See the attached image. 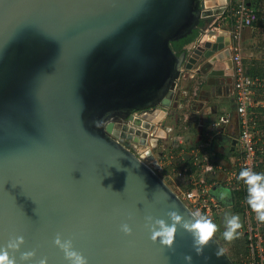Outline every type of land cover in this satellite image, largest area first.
<instances>
[{
  "label": "water",
  "instance_id": "water-1",
  "mask_svg": "<svg viewBox=\"0 0 264 264\" xmlns=\"http://www.w3.org/2000/svg\"><path fill=\"white\" fill-rule=\"evenodd\" d=\"M229 3L0 0V247L23 235L18 261L36 256L20 264H68L59 233L89 264H235L216 237L202 255L183 228L173 249L151 240L147 216L193 210L119 139L135 110L134 131L161 138L183 71L233 74L231 38L215 25ZM194 30L177 53L171 42Z\"/></svg>",
  "mask_w": 264,
  "mask_h": 264
},
{
  "label": "built area",
  "instance_id": "built-area-1",
  "mask_svg": "<svg viewBox=\"0 0 264 264\" xmlns=\"http://www.w3.org/2000/svg\"><path fill=\"white\" fill-rule=\"evenodd\" d=\"M228 6L226 11H231L233 17L232 29L229 33L232 37L230 49L234 70L236 112L240 120L238 140L241 147L236 158V165L232 166L227 178L228 181L233 183V181L238 180V174L243 168L256 169L259 162V152L264 151V137L259 122L260 113L264 112V110H259L261 107L264 108V75H252L246 71L241 46L242 29L250 26L257 19V11L251 7L247 0H236L231 5L229 3ZM255 93L259 95L258 98L255 97ZM227 118L226 116L220 117V120L213 122V125L216 127L221 123V120L227 121ZM151 135H153L152 140L156 139L154 132H151ZM152 144L155 145V143ZM187 170L188 167L183 166L182 169L177 171V174L184 177ZM188 182L190 184L189 188L180 192L174 190L193 211L200 209L208 216L220 213L222 206L211 193L209 183L205 178H190ZM236 183L234 188L244 194L241 199V215L243 216L241 231L247 236L248 264H264V223L257 221L256 214L247 204V191L243 181L238 180Z\"/></svg>",
  "mask_w": 264,
  "mask_h": 264
},
{
  "label": "rangeland",
  "instance_id": "rangeland-1",
  "mask_svg": "<svg viewBox=\"0 0 264 264\" xmlns=\"http://www.w3.org/2000/svg\"><path fill=\"white\" fill-rule=\"evenodd\" d=\"M250 41H244L242 39L241 46L242 52L244 56V60L250 59L251 56H255L256 58L260 59L263 57V42H264V33H258L255 31V34L249 33ZM246 62V61H245ZM185 71L182 72L180 76V80L177 84V88L175 91V95L173 98V105L169 108V113L167 115L166 121L167 126L169 129H166V133L161 134L160 137L156 139V146L153 144L151 147V156L148 159V162L155 170L160 174L162 178L165 179L168 184L175 189L177 192L181 190H185L190 187L187 177H182L181 175L177 174L179 169L183 168V163L186 164L190 160H200L201 156H197L193 149L197 148L198 142L201 140L202 137L205 135H212L214 134L213 131H216L217 128L213 125V122H218L220 120V114L222 112L219 111L217 114L212 116L213 121H207V110L209 106L205 102V94L203 95V89L199 87V84L196 82L191 81L185 75ZM208 97V96H207ZM220 101H223L222 98ZM222 104V103H220ZM236 123V118L227 123L231 127H233ZM171 127V128H170ZM213 129V130H211ZM240 131V129L238 130ZM151 132H156V129H153ZM238 135V133H237ZM149 137H153V135H149ZM181 140V141H180ZM180 144L184 145V158L177 159L176 163L173 164V168L171 170V174L169 178L164 176V173L160 170L159 167L154 165L152 162V158L154 155L159 159L174 150H182L179 146ZM179 148V149H178ZM240 145L237 147L234 154V161L229 166L236 165V158L238 156ZM157 167V168H156ZM202 168L200 169V173H196L194 171V175L199 178L201 175ZM208 177V175H206ZM206 176H204L206 178ZM231 212L228 209L222 207L220 213L211 215L209 217L213 218L215 222L219 225V230L216 233L217 240L221 243L223 248L229 253L232 260H236L240 262V264H248V252H246L244 248V243L241 240L243 232L241 231V235L232 242H227L222 237V232L224 231V216L226 213ZM220 215L219 217H217ZM240 260V261H239Z\"/></svg>",
  "mask_w": 264,
  "mask_h": 264
},
{
  "label": "clouds",
  "instance_id": "clouds-1",
  "mask_svg": "<svg viewBox=\"0 0 264 264\" xmlns=\"http://www.w3.org/2000/svg\"><path fill=\"white\" fill-rule=\"evenodd\" d=\"M243 181L246 186V202L250 209L256 214V219L260 223H264V172H257L251 167L243 168L237 177ZM221 200L231 195V190L222 187L217 190ZM147 227L151 232V240L159 241L160 245L168 249H173L177 234L180 228H183L191 234L193 238V247L198 255H202L205 247L213 241L219 230V225L215 220L209 217L204 211L196 209L191 211L188 218L175 207L167 212V219L154 218L149 215L146 217ZM243 228V221L238 213L228 212L224 216V231L222 237L227 242L237 239ZM121 230L126 234L132 233V227L124 223ZM25 243L23 235L16 236L8 241L6 245L0 247V264H20V262L30 261L36 256V252L25 251L20 254L19 261L15 255L19 252L21 246ZM64 253V258L68 264H89L88 257L74 246L72 239H64L61 234H57L55 241ZM222 254V249H217L216 255ZM184 259L191 264L192 256L186 255ZM38 264H49L48 258L39 259Z\"/></svg>",
  "mask_w": 264,
  "mask_h": 264
},
{
  "label": "crops",
  "instance_id": "crops-1",
  "mask_svg": "<svg viewBox=\"0 0 264 264\" xmlns=\"http://www.w3.org/2000/svg\"><path fill=\"white\" fill-rule=\"evenodd\" d=\"M235 1L236 0H230V5L234 3ZM228 20L229 19H227L226 17L223 18L221 16L219 21H217L215 25L217 26V28H219L222 31H225V33L230 36L231 38L230 44H231L232 37L229 32L232 29V24L229 23ZM255 31H256L255 28L251 26L244 27L241 32V41L243 39L246 42L248 41V43L251 42L249 38V33L251 32L252 35H254ZM244 61H246V67L248 69H252L254 65L257 64L258 58H256L255 56H251L250 59H247V60L245 59ZM185 73H186L185 75L188 78V76H190V72L186 71ZM224 79L225 78H219L217 80V83L219 82H221V84L226 83ZM197 80L195 79V81ZM220 87H221L220 90L223 91V87L222 86ZM233 91H234V86L232 87L231 93H233ZM255 95H256L255 97L258 98L259 95L257 93H255ZM260 110H264V108L261 107ZM225 112H228V109L226 106L222 108L221 114ZM259 118H260L259 122L261 125L260 129L264 137V112L260 113ZM227 123H225L224 127L225 129L229 130L230 125H228ZM166 125H168L167 121H166ZM213 132L214 134L212 135L207 134V136L205 135L204 137L201 138V140L198 142L196 151L195 149H193V151L196 153L197 156H201L200 160L199 161L190 160L186 164L183 163V166L188 167V170L185 172L184 177H187L188 179L197 178L194 175V171H196V173L197 172L200 173V169L202 168L201 174L203 173L205 175H201L199 178H205L204 176L208 175V177L206 176L205 180L209 183L211 193L217 198L218 202L223 207V209L226 208L228 209V211H231V213H238L241 216L242 221H243V216L241 215V211H234V207H235L234 205L236 203L235 196H237V191H238L234 187L237 184L236 182H238V180L233 181V183L231 181H227L229 172L232 170V166H229V165L233 163L234 157H232L233 155H230L225 152H220L216 148H213V145L215 144V141H216L215 138H216L217 131H213ZM179 148L180 149L182 148V150L180 151L174 150L168 154H165L160 159L156 157L155 155L152 158V162L154 163V165L160 168V170L162 171V173H164V176L166 178L170 177L171 170L169 169L170 168L174 169L173 164L176 163L177 159L181 160L184 158V152H183L184 145L180 144ZM222 187H226L231 190V195L223 200L220 199L218 195V191H217L218 189Z\"/></svg>",
  "mask_w": 264,
  "mask_h": 264
},
{
  "label": "flooded vegetation",
  "instance_id": "flooded-vegetation-1",
  "mask_svg": "<svg viewBox=\"0 0 264 264\" xmlns=\"http://www.w3.org/2000/svg\"><path fill=\"white\" fill-rule=\"evenodd\" d=\"M187 45V44H186ZM186 45L184 47H186ZM182 52V51H181ZM186 72V71H185ZM186 74V73H185ZM185 76V75H184ZM188 78L199 84V87L203 89V95L206 97L205 102L209 106V109L207 110V121H213L212 116L214 114H217L219 111L222 110L225 106L228 109V112L220 114V117L226 116L227 121H222L219 123L215 128H217L216 138H215V144L213 145V148H216L220 152H225L230 155L234 154L237 147L240 145L238 140L239 129H240V120L239 116L236 112V103H235V95L234 91H232V87L234 86V72L231 76L224 77V81L226 83L221 84V82L217 83H209L207 81V78L204 79L202 75L199 76H193V73H190V76ZM195 79L198 81H195ZM221 84V85H220ZM223 87V91L220 90L221 87ZM208 96V97H207ZM222 98L223 101H220ZM172 100V104L173 105ZM222 103V104H220ZM142 110H135L133 112H130L126 117H124L121 120V123L123 126H126L124 128L123 126L120 127V131L123 133H126V135L121 134L119 139L123 140L124 143L128 145L129 148H131L136 154L144 158L146 162H148L149 157L151 156V147L152 143H157L156 139L152 140V137H146L142 134H137L136 130L138 127L134 124V119L140 117ZM169 113V112H168ZM233 117L236 118V123L233 127L230 126L229 130L225 129L224 125L225 123L229 122L230 119L232 120ZM130 128L133 129V131L130 130ZM145 129L140 130V133L144 132ZM160 128L157 130V133H161L159 131ZM229 131V133H228ZM165 133V132H164ZM128 134H131L132 137H128ZM228 134V135H227ZM149 135H151V131H149ZM158 136H161L158 135ZM233 140H236L235 143H233ZM152 142V143H151ZM156 146V145H155ZM149 148V149H148ZM146 150V151H145ZM148 150V151H147ZM240 151V150H239ZM145 154V155H144ZM150 164V162H148ZM151 165V164H150ZM152 166V165H151ZM154 167V166H152Z\"/></svg>",
  "mask_w": 264,
  "mask_h": 264
},
{
  "label": "trees",
  "instance_id": "trees-1",
  "mask_svg": "<svg viewBox=\"0 0 264 264\" xmlns=\"http://www.w3.org/2000/svg\"><path fill=\"white\" fill-rule=\"evenodd\" d=\"M251 7H253L256 11H257V19L250 25L251 27L255 28V30L259 33H264V0H247ZM229 15V23L232 24L233 22V17L231 16V11H226L225 14L223 16H227ZM224 18V17H223ZM197 31L194 30L192 33L187 34L184 37H181L178 40H174L171 42V46L172 48L177 52V53H181V51H183L185 49V45L188 44L189 42H191L195 36H196ZM263 57H261L260 59H258V62L256 65H254V67L252 69H248L246 67V62H245V67H246V71L252 75H264V42H263ZM260 110V109H259ZM257 172H264V151L263 152H259V162L258 165L256 166L255 169ZM243 192L242 191H237V196H235L236 198V203H235V207H234V211H242V205H241V199L243 198ZM220 215H218L217 217H219ZM241 240L244 243V248L246 250V252H249V248H248V241H247V236L242 234ZM229 254V253H228ZM230 256V255H229ZM235 262V264H240V262L233 260ZM240 261V260H239Z\"/></svg>",
  "mask_w": 264,
  "mask_h": 264
},
{
  "label": "bare ground",
  "instance_id": "bare-ground-1",
  "mask_svg": "<svg viewBox=\"0 0 264 264\" xmlns=\"http://www.w3.org/2000/svg\"><path fill=\"white\" fill-rule=\"evenodd\" d=\"M235 107H236V105H235ZM159 131H161V133H158L159 135L160 134H164V132H165V130H163L162 128H160V130ZM149 149V148H148ZM146 151V150H145ZM148 151V150H147ZM145 155V154H144ZM211 161V160H210ZM228 181V180H227Z\"/></svg>",
  "mask_w": 264,
  "mask_h": 264
}]
</instances>
